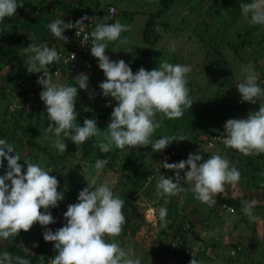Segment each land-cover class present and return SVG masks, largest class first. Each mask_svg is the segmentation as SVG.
Listing matches in <instances>:
<instances>
[{
    "label": "rangeland",
    "instance_id": "1",
    "mask_svg": "<svg viewBox=\"0 0 264 264\" xmlns=\"http://www.w3.org/2000/svg\"><path fill=\"white\" fill-rule=\"evenodd\" d=\"M171 1L169 7L152 21L150 50L136 61H133L134 57L147 46L142 40L144 22L160 7L159 0H29L22 10L18 7L15 15L5 18H8L10 25L14 22L13 19L21 26L33 25L32 18L41 12L37 10L39 2L47 12L49 7L54 9L61 5L71 7L74 15L86 13L91 9L99 14L108 6H112L115 13L109 15L107 22L115 23L119 20L122 24L129 25L130 29L122 32L117 41H105L106 54L111 60H124L134 74L141 67L149 71L157 68L162 61L191 67L192 71L186 74V86L190 99L194 101L193 105L191 108H184V115L177 119H167L163 114L157 113L155 119L162 120L163 123L150 138L154 141L161 136L180 133L189 139L173 141L163 151H153L151 144L137 148L112 147L107 153L101 152L98 147H92L89 174L85 161L82 162V168L80 165H74L73 158H70V148L75 149L76 145L64 137L63 133L61 139L67 145L66 152L59 153L52 147L56 137L54 133L46 131L50 122L44 103L33 101L28 106L15 105L14 99L20 96V91L17 89V83L8 75L11 70L5 67L0 69V139L14 145L15 150L21 154L22 159L18 163L23 165L22 170L27 167L24 160H29L38 163L50 172L49 175L57 178V190L64 193V199L58 204L77 203L79 191L88 184L85 177L89 181L95 179L97 184L107 182L110 188H115L116 196L125 201V223L120 236H106L105 239L118 242L131 253L133 259H139L141 264H189L192 255L204 264H261L255 260L264 256V198L248 194L254 192L252 188L258 180L255 178L257 171L253 169L254 160L258 159L256 154L245 156L235 149L225 147L221 139H216L218 143L213 144H217L218 148L213 153L221 155L228 159L230 164L235 165L241 173V179L236 185L225 184L224 192L213 197L217 201L214 206L199 202L193 191L189 190L188 193L191 194H188L186 188L176 196H160L157 194L156 184L161 174L165 178L169 177V169L161 166L164 154L171 149L175 154L171 160L166 161L167 163H172L174 158H180L181 151H184L185 155L197 152L201 154L198 150L200 146L209 148L205 140L225 132L223 126L226 120L247 118L249 111L259 110V100L256 104L241 102L236 85L246 76L242 69L251 66L258 76L257 83L264 89V25H254L250 18L246 20L242 15L240 3L251 0ZM99 22H102L101 18H96L95 24ZM3 26L7 24L4 25L0 21V27ZM43 33L52 34L50 29H45ZM125 37L127 42L121 43ZM54 38L56 39L51 37L42 42ZM37 41L39 40H27L26 45L38 44ZM90 48L91 45L89 51ZM90 62L92 74L86 75L89 78L88 87H95V97H92L93 93L87 92L85 95H78L76 99L77 123L81 126L85 119L84 113L101 114L99 109L114 101V98L102 95L99 84L106 77L98 67L97 58L91 53ZM61 69L67 70L65 78L70 77L71 85L77 86L75 77L83 73L84 69L81 68L83 72H75L63 66ZM22 80L23 83L29 81L27 77ZM85 106H88L86 110L83 109ZM110 119L111 113L104 121L97 122L101 131L107 127ZM40 123L41 130L30 137L31 125ZM138 148L142 154L137 153ZM190 149L193 152L186 153ZM211 149L204 153L209 154ZM186 157L188 158V155ZM131 158L135 159L134 162L140 160L143 164L142 171H138L142 181L148 179L151 171L157 173L158 179L152 180L149 186H134L128 176L127 179L124 178L126 191H122L123 194L120 195V176L125 177V173L130 170L126 167ZM203 158L207 159V156ZM97 159L107 162L99 171L94 167ZM3 168H0V175L7 171V168ZM77 168L84 173L83 176ZM185 172H180L181 181L186 180L183 177ZM260 181L261 185L264 184V177ZM228 188H234L238 194L231 198L228 196ZM253 199L257 201L253 209L254 214L259 217L256 222H250L247 215L241 211L243 201ZM161 207L168 210L166 228L154 223L151 216L158 220V210ZM229 207L233 209L232 212L227 210ZM51 209L49 208L50 212ZM33 231L32 228L27 232L21 230L15 237L0 239V254L8 251L13 256L35 260V254L44 241L43 233L34 234ZM191 231L193 234H190Z\"/></svg>",
    "mask_w": 264,
    "mask_h": 264
},
{
    "label": "clouds",
    "instance_id": "2",
    "mask_svg": "<svg viewBox=\"0 0 264 264\" xmlns=\"http://www.w3.org/2000/svg\"><path fill=\"white\" fill-rule=\"evenodd\" d=\"M24 6V0H0V21L16 14L18 7ZM242 15L254 25H264V0L241 2ZM87 16L81 17L75 24L64 20H54L48 27L53 36L67 40L63 35L65 29L83 24ZM95 24L90 34L84 35L81 44L91 42L90 53L98 60V67L106 77L99 84L104 97H111L117 102L111 112L110 122L101 131L96 119L85 118L83 126L77 123L78 112L75 104L78 88L87 90L88 76L80 73L75 77L77 86L56 85L47 70L48 65L60 61L59 53L47 44L38 46L31 43L25 48L26 53H32L27 61L28 73L43 70L37 83L42 85L40 99L43 101L49 125L47 132L54 133L56 139L52 147L59 153L67 150V145L61 139V134L75 145H81L91 137H96L95 147L101 152H109L113 146L124 149L126 146L137 148L151 144L153 151H163L173 141L189 139L184 134L166 135L154 141L150 138L163 121L155 119L157 113L167 119H177L184 115V108H191L194 101L189 97L186 74L192 71L188 65L172 64L162 61L157 68L146 70L141 67L135 74L124 60H111L106 54L105 41H117L122 32L130 29L129 25L119 20ZM80 36V30L76 32ZM30 39H34L30 37ZM127 42V37L120 41ZM115 52V51H114ZM75 59L73 54L72 60ZM39 65V67H37ZM246 73L243 80L236 85L241 96V102L256 104L259 100V110L249 111L247 118H230L224 123L223 144L245 156L264 153V89L257 83L258 76L249 67L242 69ZM109 106L110 102H109ZM183 106V107H182ZM214 147L209 145V148ZM204 152H208L205 149ZM15 153V154H13ZM7 161V171L0 175V239L7 240L17 236L21 230L29 231L35 223L42 226L55 223V218L49 208L58 206L64 199V193L58 191L59 181L49 171L38 163L24 160L27 167L18 163L20 154L14 145L5 139H0V166ZM202 161V162H201ZM199 162V163H198ZM107 162L97 159L95 169H103ZM189 166L184 178L194 182L192 191L195 198L209 206L217 201L213 198L224 192L225 184L236 185L241 179L238 168L219 154L208 155L207 159L197 153H189L186 160L175 163L162 162V167L173 170V177L160 175L156 184L157 194L164 197L176 196L185 191L181 186L180 171ZM78 194V202L69 204L63 213L66 220L64 226L56 229L45 227L43 239L55 242L56 255L48 260V264H141L139 259H133L115 240L108 241L106 236L118 237L125 223V201L116 196L107 182L97 184L95 179ZM10 182V183H9ZM264 187V184H262ZM94 189V190H93ZM257 201H243L241 211L247 215L250 222H256L259 217L253 212ZM41 209H44L42 212ZM231 210V209H230ZM168 210L161 207L158 210V220L153 216V222L166 228ZM192 255V254H191ZM41 256V261H44ZM0 264H31L30 260L19 255L13 256L8 251L0 254ZM189 264H204L193 255Z\"/></svg>",
    "mask_w": 264,
    "mask_h": 264
},
{
    "label": "crops",
    "instance_id": "3",
    "mask_svg": "<svg viewBox=\"0 0 264 264\" xmlns=\"http://www.w3.org/2000/svg\"><path fill=\"white\" fill-rule=\"evenodd\" d=\"M25 1H26V3L27 2L29 3V0H25ZM41 5H42L41 2H39L38 6H37V10H40L41 12L39 14L37 12L38 15L35 18L34 17L32 18L33 19V22H32L33 25L21 26L20 24H18V26L22 27V29H21V31L19 33L20 36L15 37L11 41L9 48H7V49L0 48V69H3L1 67H5V69L11 70V72H9L10 73L9 77L14 82H17L18 80L24 82L22 80V78L23 77L24 78H26V77L28 78L29 81L28 82L25 81V84L32 91V97H31L30 103L33 102V101H35L37 103H43V101L40 99V95H39L40 92L42 91L43 86L37 83L38 77L43 75V70H41L40 72H36V73H28L27 72V69H26L25 65L27 64L29 56L33 55L32 53H26L25 52V48L28 47L26 45L27 44V40H32V39H30V37H32V38H34V40H39V41H37V43H40V42L44 41L43 38H45V40H47V39H49L51 37H55L52 34L49 35L47 33L46 34L43 33L45 31V29H47V30L50 29L48 27V25L52 21L57 20V19L64 20L65 23H69L75 16L74 14H72L71 7H62L61 5H57L56 7H54V9H52V7H49V9H48L49 12H47V11L44 10V8L41 7ZM100 18H101V15H100ZM66 33H67V31L65 29L64 32H63V35H66ZM47 36H49V37H47ZM54 64H56V63H54ZM37 67H39V65H37ZM64 68H66V69L67 68H71L75 72H78V71H82L81 68H83V66H82V63L80 61H78L75 64L65 66ZM47 70L50 72V75L52 76V82L54 84L72 86L71 83H70V80H69L70 77H68V79L65 78L66 77L65 74H66L67 70H62L61 66H60V70L59 69L56 70L55 73H53L52 70L49 67L47 68ZM17 76H19V78ZM20 76H22V77H20ZM93 88L95 89V87H92V86L90 88L88 87L87 90L79 89L78 93H77V97H78V95H83V94L85 95L87 92L91 93V94L93 93L92 94V97H93V95H94ZM96 88H98V86H96ZM89 90H91L92 92H89ZM97 91L98 90L96 89V92ZM94 97H95V95H94ZM94 100H95V98H94ZM14 103H15V105H19V104L21 105V103L19 102L18 98L14 99ZM94 139H95V144H96L97 138L94 137ZM113 147L115 148V146H113ZM200 147H199L198 150L201 151V154L203 156H207V158H208V155H210L214 151H216V149L218 148V145L214 146L212 149L211 148H207V149H211L209 154H205L203 152V149H205L206 147H204V148L203 147L200 148ZM168 149H170V148L168 147ZM70 150L72 151L71 155H70V158L71 159L73 158L74 165H76V166L80 165L81 168H82V162L85 161V163H86L85 165L87 167V173H89V170H90L89 169V164L91 163L90 159L92 158V152L88 153L87 155L82 154L81 145H78V147L76 145L75 149H73L71 147ZM181 152H182V154H180V158H176V159L174 158L171 161L172 163L179 162L181 160H186V158H187L186 156L189 155V154L185 155L184 151H181ZM189 152H193V150L190 149L186 153H189ZM137 153L138 154H142L141 151H140V148L137 149ZM255 156L258 159L254 160V165H253L254 168L253 169H254L255 172L257 171V173H255V175H256L255 178H257L258 180L254 182V185H253V188H252V190H254V192L248 193V194H249V196H253L254 195V196H257L258 198H264V187H262L261 181H260L261 178L264 177V175H263L264 174V153H261V154L255 155ZM134 161H135V159H131V161L129 163H127L126 169L130 168V170H128L125 173V177L120 176V181H121V182H119L120 183V188H119L120 195L123 194L122 191H124V190L126 191V187L127 186L124 185V181H125L124 178L127 179L126 177H128V176H129V180L131 181V185L135 184L134 186H140V185L141 186L142 185L149 186V185L152 184V180L154 181V179L155 180L158 179L157 173L155 171L154 172L151 171V175L148 176V179H146L145 181H142L141 180V176L138 174V171H142L141 167L143 166V164H141L140 160L138 162H134ZM136 163H137V167H135ZM258 164L260 165V167H257ZM3 167L7 168V161L6 160H4L3 166H0V168H3ZM77 170H78L79 174H81L82 176L84 175L83 172L79 171V168H77ZM187 170H189V166L186 165L185 169L181 170L180 172H182V171L184 172V171H187ZM259 171H261L260 174L258 173ZM89 174H88V176H89ZM167 174H169V177H173L175 175V172L173 170H167ZM181 183H182L181 185H183V187L186 188L187 193H188L189 190H192L194 182H189L187 180H183V181H181ZM111 188H113V187H111ZM229 189L230 188H228V190ZM112 191L114 192L115 195L117 194L115 188H113ZM188 194H191V193H188ZM237 194H238V191L235 190L234 188H232V189H230V192H229L228 196H230L232 198V197H235ZM186 197L187 196H185V198ZM194 197H195V195H194ZM191 199L192 198H190V200ZM150 211L152 212V210H150ZM228 213L226 212V214H228ZM151 216L153 217V215H151ZM210 220L211 219H209V221ZM64 224L65 223L58 224L57 229L62 227V226H64ZM45 227L48 228V226L40 225V226L36 227V226L33 225L32 229L34 230L33 231L34 234H36L37 232L43 233L44 230H45ZM190 234H193V232L191 231ZM37 251H39V250H37ZM260 258H261V260H260L261 262L259 261ZM257 259L258 260H255L256 263L264 264V256L263 257H259Z\"/></svg>",
    "mask_w": 264,
    "mask_h": 264
},
{
    "label": "built area",
    "instance_id": "4",
    "mask_svg": "<svg viewBox=\"0 0 264 264\" xmlns=\"http://www.w3.org/2000/svg\"><path fill=\"white\" fill-rule=\"evenodd\" d=\"M103 12L106 14L107 17L109 15H112L115 13V10L112 6H108L106 10H103ZM87 16L88 19L83 20V24H77L76 27L70 28L67 30V34L64 35L67 37V40L65 39H57L54 40V42H40L36 45L42 46L44 44H47L50 48H54L60 55V61L56 64H50L48 67L52 70L53 73L56 72V70L60 69V66H68L75 64L76 62L80 61L82 63L83 69L85 74L91 75L92 74V64L90 62V51L89 47L91 45V42L89 41L87 44H81V40L83 39L84 35L90 34V32L93 30L95 26V19H99L100 16L94 11L90 10L86 13H79L74 16V18L70 21L71 23L75 24L78 20L81 19V17ZM80 30V36L78 37L76 35V32ZM73 54L75 55V59L72 60ZM17 89L20 88L23 90V92L20 94L18 98L19 102L21 103V106H28L30 103V99L32 97V91L26 86L25 83L22 81H17ZM8 91V89H7ZM85 110V107L83 108ZM224 138V132L221 134L213 136L210 140H205L206 145H213V143H218L217 141H222ZM216 139H218L216 141ZM174 152L170 150L166 154L162 156L163 162L171 160L174 156ZM69 204H58L57 207H54L51 209V214L55 218V223L47 225L48 228L52 229L53 232L57 229L58 224L66 223V220L63 216V213L67 210V206ZM231 209V210H230ZM229 212H232L233 209L231 207L227 208ZM34 226L38 227L40 224L37 222L34 224ZM54 243L55 242H46L44 240L42 249H43V256L44 261L40 264H48V260L52 257H54L57 253L54 249Z\"/></svg>",
    "mask_w": 264,
    "mask_h": 264
},
{
    "label": "trees",
    "instance_id": "5",
    "mask_svg": "<svg viewBox=\"0 0 264 264\" xmlns=\"http://www.w3.org/2000/svg\"><path fill=\"white\" fill-rule=\"evenodd\" d=\"M24 6L23 7H19V10H22L25 6L28 5V2L26 3V1L24 0ZM171 0H159L160 3V7L153 13H151L148 17V19L144 22V27H143V32H142V40L144 42L147 43V46L145 48H143L141 50V52L134 57L133 61H136L138 59H140L143 55H145L151 48L152 45V41L151 39H149V37L152 36V21L158 17L162 12H164L169 5L171 4ZM102 12H99L98 16L101 15ZM13 23H11V25L9 24L8 18H4L2 23L5 25V23L7 24V26H3L0 27V48L3 49H7L10 47V43L11 41L17 37L20 36V31L22 29L21 26H18V24H16L17 20L13 19ZM68 29H66L67 31ZM67 34V33H66ZM58 38H54V39H50V41L48 42H54V40H57ZM43 40V39H42ZM45 40V39H44ZM10 73H8L9 75ZM18 90L20 91L19 94H21L23 92L22 89L18 88ZM116 101L114 100L112 102V104L109 105H105L103 107H101L99 109V112L101 114H92V113H84V117L85 118H92V119H96V121H104V119L108 118V115L113 111V108L116 106ZM85 106V110L87 109ZM42 124H36V126L31 125V129L29 131V135L31 136H35L36 134H38L39 130H41ZM34 126V127H33ZM40 128V129H39ZM95 139L94 137L89 138L88 140H86L83 144H81V148H82V154L87 155L88 153L91 152L92 147H95ZM217 144H213V146H215ZM212 148V147H211ZM132 159V158H131ZM129 163V162H128ZM230 203H232V201H230ZM44 241V239H43ZM41 256H43V249H42V244L41 247L39 249V251L35 254V260L30 259L31 264H40L41 262Z\"/></svg>",
    "mask_w": 264,
    "mask_h": 264
},
{
    "label": "water",
    "instance_id": "6",
    "mask_svg": "<svg viewBox=\"0 0 264 264\" xmlns=\"http://www.w3.org/2000/svg\"><path fill=\"white\" fill-rule=\"evenodd\" d=\"M106 17H107L106 14L104 12H102L101 21L104 22Z\"/></svg>",
    "mask_w": 264,
    "mask_h": 264
}]
</instances>
